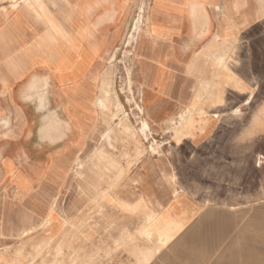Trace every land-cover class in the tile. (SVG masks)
<instances>
[{
    "label": "crops",
    "instance_id": "0c3cea01",
    "mask_svg": "<svg viewBox=\"0 0 264 264\" xmlns=\"http://www.w3.org/2000/svg\"><path fill=\"white\" fill-rule=\"evenodd\" d=\"M144 2L140 78L147 101L160 106L149 115H191L188 138H182L190 154L182 143L174 154L182 187L172 208L180 230L173 264H246L247 234L257 250L264 244V0ZM48 4L46 18L25 5L0 9V119H23L15 136L0 137V190L13 196L34 195L55 155L81 148L40 139L33 119L40 111L24 107L32 98L23 96L21 85L42 71L53 85L52 110L64 118L57 132L69 133L75 118L88 113L102 58L122 38L140 0ZM58 163L68 164L69 156ZM250 202L254 208L244 209Z\"/></svg>",
    "mask_w": 264,
    "mask_h": 264
},
{
    "label": "rangeland",
    "instance_id": "374dc122",
    "mask_svg": "<svg viewBox=\"0 0 264 264\" xmlns=\"http://www.w3.org/2000/svg\"><path fill=\"white\" fill-rule=\"evenodd\" d=\"M144 1L134 6L127 30L103 56L95 98L88 113L75 118L69 133L57 132L64 118L52 110L57 106L50 100L53 85L43 72L38 70L21 85L23 96L32 98L23 102L24 107L29 104L40 111L33 118L40 139L63 140L59 145L81 148L55 155L48 166L52 172L42 173L34 195L13 196L8 189L0 190V264H173L177 260L180 230L172 208L182 186L174 154L178 143L186 156L190 154L189 142L182 138H188L185 131L191 115L188 111L180 117L149 115V109L156 112L160 106L147 101L148 88L140 78L144 58L139 49L147 34ZM48 2L0 0V9L6 12L25 5L46 18L51 12ZM57 68L61 69L60 63ZM22 120L1 118L0 130L6 131L0 137L15 136ZM68 156V164L58 163ZM253 208L254 202L244 207ZM253 239L247 234L246 264H264V244L259 251Z\"/></svg>",
    "mask_w": 264,
    "mask_h": 264
},
{
    "label": "bare ground",
    "instance_id": "6f19581e",
    "mask_svg": "<svg viewBox=\"0 0 264 264\" xmlns=\"http://www.w3.org/2000/svg\"><path fill=\"white\" fill-rule=\"evenodd\" d=\"M201 22H202V21H201ZM199 23H200V22H199ZM253 31H254V30H253ZM148 32H149V31H148ZM155 36H156V35H155ZM148 38H149V37H148ZM150 38H152V37L150 36ZM146 39H147V38H146ZM146 39H144V41H145ZM154 39H155V38H154ZM164 39H165V38H164ZM156 40H158V39H156ZM144 41H143V42H144ZM158 41H159V40H158ZM160 41L163 42L162 39H161ZM253 41H254V40H253ZM143 42H142V43H143ZM149 42H150V41H149ZM162 42H161V43H162ZM258 42H259V41H258ZM147 43H148V42H147ZM164 43H165L164 50H165V51H166V50H169V49H170V46H169V49H168V48L165 49V47H166V45H167V42H164ZM164 43H163V44H164ZM171 43H172V42H171ZM259 43H260V42H259ZM149 44H150V43H149ZM154 44H155V43H154ZM158 44L160 45V43H158ZM163 44H162V45H163ZM257 44H258V43H257ZM137 45H138V44H137ZM168 45H169V44H168ZM260 45H261V43H260ZM142 46H143V45H142ZM154 47H157V46H154ZM167 47H168V46H167ZM256 47H257V45H256ZM141 48H142V47H141ZM145 48H147V45L145 46ZM145 48H144V49H145ZM148 48H150V47H148ZM158 48H159V47H158ZM162 48H163V47L161 46V49H162ZM150 49H151V53H152V51H153V50H152V47H151ZM153 49H154V48H153ZM154 50H155V49H154ZM158 50H159V49H158ZM141 51H142V49H141ZM165 51H164V53H165ZM145 52H146V50H145ZM154 52H155V51H154ZM156 52H157V51H156ZM156 52H155V54H157ZM148 53H149V52H148ZM148 53H147V55H148ZM151 53H150V54H151ZM160 53H161V52H160ZM166 53H167V51H166ZM166 53H165V55H166ZM168 53H169V51H168ZM144 54H145V53H144ZM144 54H143V55H144ZM169 54H171V51H170ZM153 55H154V53H153ZM153 55H152V56H153ZM161 56H163V55H161ZM141 57H142V56H141ZM149 57H150V56H149ZM149 57H147V58H149ZM157 57H159V53H158ZM172 57H173V56H172ZM161 58H162V57H161ZM161 58H159V59H161ZM168 58L170 59L171 57H167V59H168ZM135 59H136V58H135ZM144 59H145V58H144ZM151 59L153 60V58H151ZM154 59H156V58H154ZM159 59H158V60H159ZM162 59H165V58H162ZM162 59H161V60H162ZM171 59H173V58H171ZM140 60H141V59H140ZM145 60H146V59H145ZM152 60H151V62H149V63H153ZM153 61H154V60H153ZM155 61H156V60H155ZM166 61H167V60H166ZM168 61H169V60H168ZM173 61L176 62V61H178V60H176V61L173 60ZM122 62H123V61H122ZM145 62H146V61H145ZM174 62H173L172 64H174ZM142 63H143V65H145L144 62H142ZM154 63H155V62H154ZM176 63H178V62H176ZM181 63H182V62H181ZM184 63H186V62H184ZM147 64H148V63H147ZM182 64H183V63H182ZM152 65H153V64H152ZM154 65H155V64H154ZM160 65H163V64H160ZM168 65H169V64H168ZM184 65H185V64H184ZM148 66H149V65H148ZM150 66H151V64H150ZM150 66H149V68H150ZM156 66H159L158 63H157ZM165 66H166V65H165ZM170 66H171V65H170ZM180 66H181V65H180ZM180 66H179V67H180ZM182 66H183V65H182ZM182 66H181V67H182ZM160 67H161V66H160ZM166 67L168 68V66H166ZM179 67H178V70H179ZM181 67H180V70H181ZM144 68H145V67H144ZM151 68H153V66H151ZM169 68H170V67H169ZM141 69H142V68H141ZM145 70H146V69H145ZM153 70H155V69H153ZM157 70H158V69H157ZM159 70H160V69H159ZM170 70H171V69H170ZM173 70H174V69H173ZM173 70H172V71H173ZM180 70H179V71H180ZM183 70H185V69H183ZM142 71H143V69H142ZM151 71H152V70H150V72H151ZM160 71H161V70H160ZM165 71H166V70H165ZM167 71H169V70H167ZM167 71H166V73H167ZM181 71H182V70H181ZM181 71H180V73H181ZM176 72H177V70H176ZM146 73H147V72H146ZM154 73H155V71H154ZM157 74H158V73H157ZM168 74H169V73H168ZM143 75H144V74H143ZM152 75H153V73H152ZM154 75H156V73H155ZM154 75H153V76H154ZM158 75H160V73H159ZM158 75H157V76H158ZM169 75H171V74H169ZM180 75H182V73H181ZM183 75H184V74H183ZM135 76H136V75H135ZM150 76H151V75H150ZM167 76H168V75H167ZM184 76H185V75H184ZM184 76H183V77H184ZM168 77H169V76H168ZM177 77H178V76H177ZM183 77H182V78H183ZM147 78H148V77H147ZM151 78H152V77H151ZM154 78H155V76H154ZM171 78H172V77H171ZM171 78H170V79H171ZM178 78H181V77H178ZM152 79H153V78H152ZM160 79H162V77H161ZM148 80H150V79H148ZM154 80H155V79H154ZM164 80H166V79H164ZM144 81H145V80H144ZM151 81H153V80H151ZM151 81H150V83H151ZM156 81H158V80H156ZM167 81H168V80H167ZM172 81H174V79H173ZM175 82H176V80H175ZM148 83H149V82H148ZM152 83H154V81H153ZM152 83H151V84H152ZM180 84H181V83H180ZM163 86H164V85H163ZM163 86H162V87H163ZM171 86H172V85H171ZM160 88H161V87H160ZM163 88H164V87H163ZM178 88H179V87H178ZM95 89H96V88H95ZM161 89H162V88H161ZM166 89H167V88H166ZM171 89H172V88H171ZM176 89H177V88H176ZM89 90H90V89H89ZM91 90H92V89H91ZM162 90H163V89H162ZM167 90H168V89H167ZM169 90H170V89H169ZM169 90H168V91H169ZM172 91H174V89H173ZM170 92H171V91H170ZM174 93H175V92H174ZM177 93H178V92H177ZM94 94H95V93H94ZM172 97H173V96H172ZM177 97H178V96H177ZM78 99H79V98H78ZM84 103H85V102H84ZM86 105H87V104H86ZM87 106H90V105H87ZM87 121H89V120H87ZM87 132H88V131H87ZM83 144H84V143H83ZM169 166H170V165H169ZM65 167H66V166H65ZM65 174H66V173H65ZM44 182H45V181H44ZM45 183H46V182H45ZM46 188H47V187H46ZM60 188H61V187H60ZM57 190H58V189H57ZM36 193H37V192H36ZM37 194H38V193H37ZM37 194H36V195H37ZM55 195H56V194H55ZM36 197H37V196H36ZM37 198H38V197H37ZM25 199H26V198H25ZM38 199H39V198H38ZM36 201H37V200H36ZM170 201H171V200H170ZM37 202H38V201H37ZM28 203H29V202H28ZM50 204H51V203H50ZM41 205H42V204H41ZM45 205H46V204H45ZM51 205H52V204H51ZM27 206H28V205H27ZM38 206H39V205H38ZM46 206H48V205H46ZM39 207H41V206H39ZM31 208H32V207H31ZM37 208H38V207H37ZM45 208H46V207H45ZM40 209H41V208H40ZM48 209H49V207H48ZM42 212H43V211H42ZM161 215H162V214H161ZM162 216H164V215H162ZM171 217H172V216H171ZM163 218H164V217H163ZM48 219H49L50 222L53 221V214H52V213L49 215ZM158 219H161V218H158ZM176 219H177V218H176ZM167 224H168V223H167ZM159 232H160V231H159ZM171 232H173V231H171ZM167 233H168V232H167ZM169 234H170V233H169ZM171 234H172V233H171ZM12 238H13V237H12ZM175 260H176V259H175ZM176 261H177V260H176ZM177 262H178V261H177ZM179 263H180V262H179Z\"/></svg>",
    "mask_w": 264,
    "mask_h": 264
}]
</instances>
